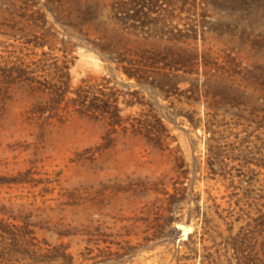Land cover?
Wrapping results in <instances>:
<instances>
[{
	"label": "rangeland",
	"instance_id": "1",
	"mask_svg": "<svg viewBox=\"0 0 264 264\" xmlns=\"http://www.w3.org/2000/svg\"><path fill=\"white\" fill-rule=\"evenodd\" d=\"M0 264H264V0H0Z\"/></svg>",
	"mask_w": 264,
	"mask_h": 264
}]
</instances>
